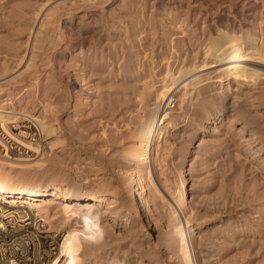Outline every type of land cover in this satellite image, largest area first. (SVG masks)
I'll use <instances>...</instances> for the list:
<instances>
[{
	"label": "rangeland",
	"instance_id": "374dc122",
	"mask_svg": "<svg viewBox=\"0 0 264 264\" xmlns=\"http://www.w3.org/2000/svg\"><path fill=\"white\" fill-rule=\"evenodd\" d=\"M42 1L45 4L41 5ZM46 1L2 0V3L5 2L3 3L4 7L8 8H0V20L5 18L6 21H10L11 18L9 19L8 16L14 9L16 10L15 6H22L21 8L25 11V19L22 23L25 22L26 25L21 26L28 31L29 27L27 26L36 20H32L34 17L32 12L40 5L44 6L42 7L44 10L47 6ZM79 3L77 0L76 9L73 10V19H76H74V23L80 25L79 39L81 41L83 39L86 46L90 44L88 52H91L92 55H94V51L98 52L100 56L104 55L103 58H100L97 54L96 64H100L102 61L104 63L102 62L103 64L96 67L95 61L91 62L90 60V63H85L84 70H81V60L79 59L77 62L75 58H71L70 48L73 46H69V41L73 38H63L55 33L50 39H46L41 45L42 51L38 52L39 48L36 49L38 50L36 53H39L40 57L39 64L37 59L35 62L39 67L35 65L36 67L32 66L31 68L35 71L41 67L40 72L45 77L42 84H39L41 95H43V90L48 93L54 91L51 96L52 101L49 100L52 102L48 106L49 112L45 111L40 104L39 100L44 97L40 93V98H37L35 94L24 97L27 102L32 100L28 103L24 101L23 105L33 110L36 118L39 113L46 119L45 121L49 117H55L49 121L57 123L59 120L58 122L62 123L61 128L57 129L56 134L46 135L43 140H39L43 143V150L48 152L47 155L45 151L42 153L45 155V161L43 160L44 156L9 158L0 155V163L4 165L8 163L5 166L10 167L13 171L20 168L19 171H26L29 175L39 173L45 177L59 176L60 179H64V183L73 186L98 187L97 185L106 181H115L119 171L127 168L126 161L117 156L121 147V144H118L120 142H114L111 147L104 150L106 148L105 140L114 134L115 129L119 127L124 130L126 127L128 121L126 108L129 104L126 100L129 97L125 95V92L127 88L140 86L141 77L145 72L150 71L148 69L151 64L153 67L155 64V70L158 71L164 67L163 64L167 59L175 66L178 64L180 66L183 62H190L189 60L195 55H200L202 48H198L196 35L190 32L196 29L198 33L203 28L214 29L222 24L234 26L233 30L236 31L242 30L241 27H243L254 33H258L260 28L264 32L263 0H103L84 9L78 6L83 3ZM80 14L84 15L79 18ZM64 18L63 21L69 19L67 16ZM21 26L18 28L19 31L16 30V34L12 33L10 28L0 25V62L5 58H8L9 61L14 57L17 59L21 53L26 54L25 51H28V49L26 50L28 32L21 30ZM183 28L185 33H181ZM229 29L232 31L230 27ZM47 46L49 47L47 48ZM88 48L86 47L84 50L87 51ZM48 50L50 51L48 52ZM36 58L38 57L36 56ZM16 59L10 64V67L13 66L11 70L18 68L19 61ZM148 61L151 64H148ZM46 65L49 67L46 68ZM24 66L23 63L21 68ZM100 66L102 68H99ZM125 66L126 71H124ZM138 67L141 68V71L143 68L147 69L141 72ZM24 69L28 73L23 72L22 79L26 83H30L29 75L33 71L30 72V68ZM136 69L140 72H137ZM162 69L160 70L162 71ZM81 72L85 74L86 79H83V82L88 93L85 94L86 91L79 92V96L69 88L68 82L71 81L70 79L75 73L80 74ZM135 74L139 75L141 79L139 82V77L136 78ZM51 78L54 79L52 83H50ZM249 84L245 83L246 86L242 84L238 88L239 90L236 89L239 93V110L237 111V108L234 107L233 93H229L223 102L225 105L223 114H220L214 122H205L200 125L202 118L216 107L218 101L215 102L214 99L207 100V104H204L203 107H201L202 104H199L201 106L198 107V101H194L195 104H192L188 109L187 106L185 109L174 108L175 106L171 109L174 114L178 115L177 119L181 122L177 124L178 126L176 125L177 127L171 128L167 135L169 141L167 140L168 144L166 143L165 147L167 150L164 148L163 153L166 164L164 163L161 179L162 183L166 180L164 183L169 185L171 190H176L182 180L185 181L187 202L190 201L188 202L190 207H188V203L187 207L189 211H192L191 217L195 214L196 218L193 220L198 224V230L194 234L195 238L193 237L195 239L193 247H195L198 264H264V150L260 149L258 143L248 140V134L256 130V135L260 138L264 137V83L256 84L257 87L256 85L249 86ZM22 85H18L14 90L21 88ZM63 88L67 90L65 91ZM76 101L79 102L77 105L79 108L76 106L75 109ZM51 105L55 111H50ZM164 108L167 106L164 105ZM41 109H43L42 113ZM47 113L48 115L50 113V116H47ZM234 114L236 117L232 116ZM3 117L6 119L7 116L3 115ZM3 117L0 115V122L4 126L6 125L4 128L8 130L11 123L7 122L11 120H5ZM36 118L33 116L32 120ZM19 119L22 118H17L15 122H18ZM244 121L248 123H246L247 128H244L243 132L240 127ZM250 121H254V123H250ZM105 132L107 133L105 134ZM58 134L65 138L63 140L65 144L63 142L60 144L59 141L56 144L52 143L55 140L52 137H56ZM199 141L202 144L198 143ZM25 142L30 141L25 140ZM250 142L251 144H249ZM36 153L29 151L20 155L35 156ZM40 157L43 158L42 161ZM92 174H95L94 180L90 178ZM163 175L167 178L165 179ZM166 196L171 199L169 195L166 194ZM159 210L161 207L158 208ZM159 212L163 214L162 210ZM125 219L123 217L122 221L115 222L109 220L110 224L107 222L108 220H103L101 226L104 230L108 226L111 233L108 230L109 234L106 231L103 232V229L95 231V234H98L96 237H98L96 238L94 235L90 242L103 243L106 246L103 249L94 248L93 252L84 250L78 257L72 258L71 261L69 260L70 262L67 260L64 264H125L123 260L126 259V256L129 258V264H177L179 258L172 249H167L159 237L160 232L154 223L148 227L147 223L142 224L137 219H130L127 223L124 222ZM82 225L85 227L81 223ZM48 227L46 224L38 225L37 223L29 227V231L36 230L43 235L40 236L39 242L34 241L33 243L27 235L18 236V241L14 243L13 248L16 254L23 255L25 264H50L58 254L64 241L63 231L56 230L55 226H52L54 229L51 230ZM105 232L107 235L104 234ZM105 238L107 240L103 242L102 240ZM109 240L112 243L111 246L108 243L105 244ZM113 248H118L116 252L118 255L112 254ZM141 252L143 255L138 258L137 255ZM115 256H120L118 257L120 260L113 259Z\"/></svg>",
	"mask_w": 264,
	"mask_h": 264
},
{
	"label": "bare ground",
	"instance_id": "6f19581e",
	"mask_svg": "<svg viewBox=\"0 0 264 264\" xmlns=\"http://www.w3.org/2000/svg\"><path fill=\"white\" fill-rule=\"evenodd\" d=\"M78 1L80 3H83V4L79 3L80 5L78 6L81 9H84L87 8L88 6H92L95 3H98L99 1L101 2L103 0H78ZM3 3L2 0H0V8H5ZM42 4H45V2L41 3V5ZM46 4L47 6H45L44 10L42 8L44 6L41 5L40 7H38L39 5L37 6L38 9L36 10L34 9L35 11H33L34 13L32 12V14L34 15L35 18L31 14L33 17V19L32 17L31 19L32 20L36 19V20L34 23L32 21V24L31 25L29 24L30 26H27L29 27L28 31L24 30V28L21 26V25H26L25 22L22 23L23 19H25V15H24L25 11L24 9L21 8L22 6L17 7L15 6L16 5L15 4L14 6L16 7V10L14 9L13 12L11 11L12 13L10 15L8 11L9 16L5 15L8 16L9 19L10 18L11 20L13 19V21L10 20L11 21L10 22L8 20V17L6 18L9 22L6 21L5 18L4 20H0V25H3V27L8 29L10 28L12 33L14 32L16 33L17 32L16 30L19 31L18 28L20 26L23 28V29L21 28V30L28 32L27 34L28 36L26 40V44H27L26 50L28 49V51H25L26 54L21 53V55L17 58L19 61L18 68L11 70L13 66L10 67V64H12L11 62L14 59H16V57H14V59L10 57L12 59L10 61L8 58H5L2 62H0V115H2V117L3 115L7 116L6 119L11 120L8 122L5 121L7 123L9 122L11 123V124L9 123L10 128L8 126L9 124L7 125L9 128L8 130L5 129L6 125L4 126L0 122V130L1 132L9 134L13 137H15V135L11 131V125L18 123L17 121L15 122L17 118L23 119L24 117H27L32 122L37 124L39 132L42 135V137H46V135L51 136L53 134H56L58 131L57 129H59L60 125L62 124L58 122L59 121L57 120L58 118L56 119L57 123H55L52 120L49 121V119H53L55 117L53 118L49 117V119L45 121L46 119H44L40 115V113L36 118L35 116L36 114H34V111L28 109L26 105H23V102L26 101L24 100V97L26 98L31 94L32 95L35 94L37 98L39 97V93H40L39 91H41L39 90V84L40 83L42 84L43 79L45 77H43V75L40 72L41 67L39 69L38 68L35 69V71H33L31 67L32 66L36 67L35 65H37L40 57V55L38 56L39 53L37 54L36 51L38 50H40L38 52L42 51L41 45L43 42H45L46 39L47 40L50 39L52 35L55 33L57 34V36L61 35V37L63 38L64 37L73 38L70 41L68 40L70 42L69 46L70 45L73 46V47L70 46L71 47L70 54H71V58H75V61L79 59L81 60L80 62L82 64L81 70H84L85 63L87 62L90 63V60L91 62L93 60L95 61V58L97 57L98 54V52L96 51H94V55H92L91 52L89 53L88 50L91 46L89 48L88 46L90 44H87L88 46H86L85 45L86 42L83 41V39L82 41L81 39H79L78 35L80 32V25L74 23L75 18L73 19V15H74L73 10L76 9L75 5L77 4V0L76 1L47 0ZM83 15L80 14L79 18H81V16ZM64 16L69 17V19L63 21ZM1 19H3V17H1ZM179 27L181 29L182 25ZM229 27L232 29V31H230ZM233 27L234 26H226L222 24L221 26L219 27L217 26L214 29L211 28L207 29L202 27L203 29H201V31H199L198 33L196 29L190 32L196 35L198 48L199 49L202 48L201 50L202 53L198 56L195 55L191 60H189L190 62L188 63L183 62L182 65L179 66L178 64V66L177 65L175 66L174 63H172L170 60L167 59V61L163 64L164 67H161L163 68L162 71L160 70L161 69L160 68L158 70L160 72H158L155 70V64L153 67L150 61H148L149 63L146 62L148 64H151L150 67L148 65L149 67L148 70L150 71L145 72L144 75H142L141 77L142 83L140 82V86L127 88V91L125 92V95L129 97V99L127 98L128 100H126L128 101L129 104L127 105L126 108L128 121L126 122L125 129L122 130L121 128L118 127L115 129L113 135L109 136L108 138L106 136L107 138V140H105L106 148L104 150L111 147L112 143L120 142L118 144L119 145L121 144V147L119 148L120 149L119 152L117 150L118 152L117 156H119L121 159L126 161L125 163L127 168L125 170L119 171L118 178L115 181L105 180L106 185L105 183L101 182L102 184L97 185L98 187H92V188H87L85 186L84 187L73 186V185H68V183H64L65 182L64 179H60L61 177L59 178V176L45 177L44 175H41L39 173H35V174L33 173L32 175L31 174L29 175L28 172L26 171H19L20 168L19 170L16 169L17 171H13L10 167L5 166L8 163H6L5 165L3 163H0V199H2L3 202L9 203L10 205H27L28 207H30L32 214L35 215L36 217H39V220H41L42 225L46 224L47 226H49L48 228L50 230L53 228L52 226H55L54 228L56 230L63 231L64 241L59 249L58 254L51 260L50 264H64V262H66L67 260L71 261L72 258L75 259V257H78L80 254L84 252V250H87L88 252L89 251L91 252L92 250L93 252L94 248L103 249V247L106 245L98 242H92V241L90 242V239L91 238L93 239L94 235L95 237L96 235H98L95 234V231L97 232L103 229V226H101L103 220L105 221L108 220L107 222H109L110 224L111 220L112 222H115L117 220H121L123 217L126 218L124 221L126 223L130 219H134V220L137 219L142 224L147 223L148 227L151 225V223H154L156 225L155 227H157L158 231L160 232L159 237L166 245L167 249L168 248L170 250L172 249L173 252L176 254V256L179 258L177 264H198V260L196 258V254L194 251L195 247H193L194 246L193 240H195L194 234L196 233V230H198L197 229L198 224L193 220L194 218H196L194 216L195 214H193L192 216L193 218H192L191 217L192 211H189L188 208L190 207V204L188 203L190 201L187 202L186 190L184 187L185 181L182 180L181 185L180 186L178 185L179 187L176 190H171V188L168 187L169 185L164 183L166 180H164V182L162 183L161 174L164 171L163 166L165 163L164 161L165 158L163 157V153L165 151L164 148L168 144L167 140L169 136L167 137V135L169 131L171 130V128L177 127L178 126L177 124L181 122L179 119H177L178 115L176 113L175 115L174 112L171 110L173 109L174 106H175L174 108L177 107L178 109L180 108L185 109V107L187 106L186 108L188 109V107L190 108L192 104H195L194 101H198V107L201 106L199 104H202L201 107H203L204 104H207L206 103L207 100L214 99L215 102L218 101L216 103L217 105H215L216 107L211 113H209L207 116L202 118L200 125H202L205 122H214L215 119H217L220 116V114H223L222 112L225 107L223 102L225 101L229 93L230 94L233 93L232 98L235 104L234 107L235 109L237 108L238 111L239 110L238 106H240L238 104L239 93H237L236 89H238L242 84L245 85V83H250L249 86L256 85L259 83H264L263 29L260 28L258 33H254L251 32L250 29H244L243 27H241L242 30L236 31L233 30ZM182 32L185 33L184 28L182 29L181 33ZM48 47L49 46H47V48ZM86 47L88 48L87 51L84 50L86 49ZM49 51L50 50H48V52ZM98 55L100 56V54ZM36 56L38 58H36ZM102 56H100V58H103ZM36 59H37V63L35 62ZM96 61L94 64L96 67L97 65L104 63V61H102L103 63L101 62L100 64H96L97 63ZM23 63L25 64V66L21 68ZM140 63L142 62L140 61ZM37 66L39 67V65ZM47 66L48 65H46V68ZM144 67L147 66L144 65ZM24 68H26V70L27 68H30L29 71L30 72L33 71L29 75L30 83L28 82L26 83L22 79V74H24L23 72L28 73L27 71H25ZM99 68L102 67L100 66ZM146 69L143 68V70ZM138 70L141 71V68H139ZM143 70L141 72H143ZM124 71H126V66ZM136 71L134 70L135 73ZM82 72L80 74L75 73L74 75L75 77L71 74L73 77L72 79H70L71 80L69 81L70 83L68 82L69 88L73 89L76 95H79V92L82 93L86 91L85 90L86 87L84 86L85 83L83 82V79H86V77L85 74ZM137 75L138 74H135L136 78L139 77V75L138 76ZM131 77L133 78L134 76ZM52 80L54 79L51 78L50 83H52ZM140 80L141 79L139 77L138 82ZM23 81L25 82V84L23 83ZM21 84H23L21 88L19 87L17 90H14V88H16L18 85L21 86ZM12 86L13 88L10 89V87ZM232 89L234 90L232 91ZM52 92L48 93V92H44L43 90L42 94L44 95V97L39 100L40 104L43 106V109H45V111L48 110V106H50V104L52 103L49 102V100H51ZM86 93H88V90L85 92V94ZM37 100L35 101L37 102ZM78 103H79L78 101L74 103L75 109ZM52 105L55 108L54 104ZM164 105H166L167 108H164ZM53 107L52 109L50 108V111L51 110L55 111V109L58 110V108L53 109ZM74 108L73 111H75ZM43 109L40 110L41 113L43 112L42 111ZM47 112H49V110ZM33 116L36 118L35 120L34 119L32 120ZM47 116H50V113L49 115L47 113ZM232 116H235V114ZM252 122L254 123V121H250V123ZM246 123L248 122L244 121V123L241 124L240 129L242 131L244 130V128H247ZM255 132L251 131L248 134V140H251L256 144L258 143L260 149L264 150V137L260 138L258 135H256ZM106 133L107 132H105V134ZM52 138L55 139L52 142L55 144L59 142L61 144L63 140H65V138H62L59 134L56 137H52ZM26 143L31 149L37 151L35 156H30L28 154L20 155L21 153L18 155H11L8 151L5 152L0 151V155H5L9 158H18L25 156H29V157L44 156V159L42 157H40V159L41 161L42 159L45 161V155L44 154L42 155L43 151L46 152V150H43V143L35 140ZM63 143L65 144V141ZM198 143H200V141ZM249 144H251V142ZM44 146L46 145L44 144ZM47 154L48 152H46V155ZM90 178L94 180L93 178H95V174L94 175L92 174ZM166 178L167 177L165 176V179ZM166 194L169 195L171 199H169L168 196H166ZM187 203L189 204L188 207H187ZM159 207H161L163 214L162 212H159L161 210L158 211ZM81 223L84 224L85 227H83V225L81 226ZM107 230H108V226L107 228H105V230L103 229V232L104 231L107 232ZM106 232L104 234L107 235L109 230L107 233ZM112 235L110 236L111 238ZM104 237L102 236V238ZM94 240L97 241L98 239H94ZM105 240L107 239L105 238L102 241L104 242ZM111 241L110 240L108 242L106 241L105 244L108 243L111 246L112 244ZM117 249L118 248H113L112 254L116 253ZM96 250L97 249H95V251ZM141 255H143L142 252L139 255H137L138 258H140ZM118 257L115 256L113 259L120 260V258ZM123 261L125 262V264H129L128 263L129 258L127 256L126 259Z\"/></svg>",
	"mask_w": 264,
	"mask_h": 264
},
{
	"label": "built area",
	"instance_id": "2783aa9c",
	"mask_svg": "<svg viewBox=\"0 0 264 264\" xmlns=\"http://www.w3.org/2000/svg\"><path fill=\"white\" fill-rule=\"evenodd\" d=\"M11 131L15 137L3 133L0 130V151H8L11 155L37 152L31 149L25 140L30 142L43 140L37 124L29 118L19 119L17 124L11 125ZM11 214V215H10ZM42 225L39 217L32 214L27 205H10L0 199V264H25L22 254L14 252L13 245L20 235H27L30 240L40 241V232L29 231L33 224Z\"/></svg>",
	"mask_w": 264,
	"mask_h": 264
}]
</instances>
